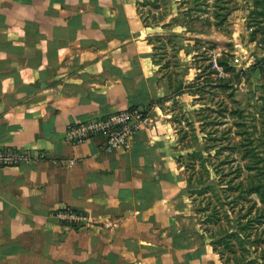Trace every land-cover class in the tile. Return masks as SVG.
Masks as SVG:
<instances>
[{
  "label": "crops",
  "instance_id": "0c3cea01",
  "mask_svg": "<svg viewBox=\"0 0 264 264\" xmlns=\"http://www.w3.org/2000/svg\"><path fill=\"white\" fill-rule=\"evenodd\" d=\"M138 1L0 0V146L34 156L0 169V264H224L163 110L159 26ZM131 106L150 124L127 149L66 140L69 123ZM64 206L90 222L62 225Z\"/></svg>",
  "mask_w": 264,
  "mask_h": 264
},
{
  "label": "rangeland",
  "instance_id": "374dc122",
  "mask_svg": "<svg viewBox=\"0 0 264 264\" xmlns=\"http://www.w3.org/2000/svg\"><path fill=\"white\" fill-rule=\"evenodd\" d=\"M170 1V6L161 3V9L140 5L139 12L142 24L159 26L154 36L164 34V44L154 39L157 50L162 52L164 61L168 63L167 69L161 71L163 78L174 88L179 85L181 87V91L178 90V96L181 97L172 94L163 110L170 120H175L171 124L176 134L188 131L194 138L193 148L183 149L182 155L186 162L187 152L207 145L211 155L218 151L215 161L225 169L220 167L218 170L220 175H225L224 187L229 179L235 185L238 182L245 183L248 174L257 169L246 170L245 163L250 158H242L240 153L245 147H241L239 142L248 134L254 140L253 143H256L261 134H264V0H204L189 13L186 10L189 6L193 7L194 0ZM150 11L164 19L155 25L149 15ZM162 13L165 15H161ZM167 22H170V26L162 27ZM169 37L173 39L169 40ZM213 55L223 58L229 67L224 69L219 65L220 72L213 64L212 67L208 66L209 57L212 61ZM165 62L162 63L165 65ZM198 66L202 68L199 69ZM180 119L182 122H178ZM188 121L191 123L188 124ZM208 137L211 139L205 141ZM212 139L217 140L214 141L215 148L211 146ZM255 147L259 154V168L264 171V146ZM207 153L209 152L205 151L204 155ZM201 161L199 156H194L191 160L196 164ZM237 165L241 167L238 168ZM186 173L192 177L199 174L204 178L208 177L207 170L201 167L195 173L188 167ZM218 178L214 174L210 183L219 192L210 190L206 194L215 201L223 226L231 227L238 233L237 216L234 214H244L252 204L251 199L258 198L255 194H241L235 189L229 190L230 195H226L219 188ZM200 196L202 197L194 194V205L197 206ZM210 210L211 208L206 209ZM201 217L204 221V213L199 215V219ZM203 223L202 226H205V222ZM207 226L210 225L206 223ZM262 227L264 222L256 224L258 232ZM210 231H218V225H212ZM254 233L253 229L250 237ZM238 235L243 239V233L239 232ZM231 240L236 251V248L239 249L238 239L233 237ZM241 243L250 252L252 259L258 257V248L255 249L244 241ZM238 252H243L242 248L236 255ZM227 255L233 257L232 253L225 254L226 257ZM261 263V259H258L257 264Z\"/></svg>",
  "mask_w": 264,
  "mask_h": 264
},
{
  "label": "trees",
  "instance_id": "16d2710c",
  "mask_svg": "<svg viewBox=\"0 0 264 264\" xmlns=\"http://www.w3.org/2000/svg\"><path fill=\"white\" fill-rule=\"evenodd\" d=\"M203 1L204 0H194V3H192V4H194L193 7L189 6L188 9L186 10V13H189L193 8L198 7L199 4ZM161 3H163L165 6H170L171 1L170 0H143V1H138L137 2L138 12H141L140 11V5H144V6L149 5V6H152L154 8L161 9L160 8ZM151 12L152 11H150L149 15L155 21L154 22L155 25H158L159 21L163 20L164 18H160L157 16L156 13H151ZM161 15H165V14L162 13ZM214 24H217V22H214ZM146 25H148V24L146 23ZM168 26H170V22L162 24V27H168ZM154 39H157L160 41V43L164 44V34H156L155 36L154 35L151 36L149 38V42L151 44H153L154 53L159 57V62H161V63L165 62L164 61L165 59L162 55V52H159L157 50V46L154 43ZM168 39L172 40L173 37H169ZM210 58L211 57H209L210 63L208 66L212 67L213 63H212ZM217 62H218V65L222 66V68H224V69L229 67L228 63L226 64L224 62L223 58L218 57ZM167 66H168V63L165 62V65H164V63H162V65L159 69V72L161 74L160 78H163L162 72H161L162 69H164V68L167 69L166 68ZM198 68L200 69L202 67L198 66ZM168 77H169V75H168ZM168 84H169V87L172 91V94L174 96H178L179 95L178 92L181 91L180 85L174 88V86H172L170 83H168ZM166 100H168L167 97L160 99V102H165ZM262 110H264L263 105H262ZM172 121H175V120H172ZM178 122H182V120L180 119V121H178ZM190 123H191V121L190 122L188 121V124H190ZM260 133H261V131H260ZM178 136H179V139H178V147L179 148H182V149L193 148L192 141L194 138L192 135H190L188 133V131H184L182 134H180V135L178 134ZM210 137L205 138V141L210 140L211 139ZM216 139H212L213 144L211 146H213V148H215V145H216V144H214V141H217V140L221 141V139H217V140ZM205 141H204V143H205ZM253 142H254V140L251 139L248 134H245L242 137V140L239 142L241 147H245L244 151H242V153H240V155L242 156L243 159H245V157L250 158V161L248 163H245L246 170L249 169L252 171L254 168H256L257 170L254 173L248 174V180L245 183L244 182H238L235 185L229 179L227 181L228 182V184L226 185L227 187L226 186L224 187V185H223V179H224L225 175H220V172L218 171L222 164L217 163L215 161V158H216L218 151L215 153V155H211L210 154L211 150L206 145L202 149H199V150L195 149L193 151L187 152L186 153L187 162L185 161L183 155H179V157H178V162L182 166L185 167V171L187 170L188 167H190L192 172L195 173L198 170V168L201 167L203 169H206L208 172L207 178L202 177L201 174L195 175L194 177H192V175L187 174V180H188V183H190V185H193V184L202 185L199 189L191 190L190 196L194 197V194L195 195H202V197L200 196L198 199V204L196 206V209H197L198 213H200V214L204 213V217H205V219L203 221V222H205L204 230L206 232H208V234L212 238L211 244L213 245L214 250L220 254V257H221L224 264H257L258 259L259 260L261 259V261H262L261 264H264V227H262L260 232H258V228H256V224L260 223V225H261L264 222V171H263V169L259 168V154L257 153L256 147H255L256 145L258 147H260L261 145L264 146V134H261L259 140L256 143H253ZM236 145H237V143L235 144V146ZM213 148H211V149H213ZM231 148H237V147H231ZM205 151H207L209 153H207V155H204ZM238 151H239V149H238ZM194 156H199L202 158V161L200 164H196L195 162H191V160L193 159ZM212 158H213V160H212ZM237 167L239 168L241 166L237 165ZM211 168L214 171V174L217 177H219L218 178V184H219V188L222 191V193H224L226 195H230L231 192L229 190L235 189V190H238L241 194H244V193L245 194H255L258 198L257 200L251 199L252 204L249 207V209L247 210V212H245L242 215H239V214L236 215V213L234 214L235 216H237L238 233L241 232L244 234V237H243L244 240L241 239L240 235H238L236 230H234L231 227L225 228L223 226V224L221 223L222 221H221L220 215H219V209L217 208L215 201L212 200L210 195L206 194L210 190H214L215 193L219 192L216 189V187H214V185L206 184V183H208V180L210 178V169ZM222 169L225 170L224 167ZM227 169L229 170L230 167H228ZM207 208L208 209L211 208V210L206 211ZM206 223H208L210 226L206 227ZM214 224L218 225V231H210L209 232V229H211L212 225H214ZM253 229L255 230V233L252 237H250L251 231ZM233 237H235V239H238V244H239L238 247H239V249L242 248V250H243V252H238L237 255H236V253L239 249L236 248V251H234V243L231 240ZM240 241L241 242L244 241V243H250L251 245H253L255 247V249L258 248V250H259L258 257L255 259H252L250 252L245 249L244 244L241 243ZM229 253H232L233 257H229L228 255H227V257L225 256V254H229ZM224 258H227V259H224ZM231 260H232V262H231Z\"/></svg>",
  "mask_w": 264,
  "mask_h": 264
},
{
  "label": "built area",
  "instance_id": "2783aa9c",
  "mask_svg": "<svg viewBox=\"0 0 264 264\" xmlns=\"http://www.w3.org/2000/svg\"><path fill=\"white\" fill-rule=\"evenodd\" d=\"M213 66L221 72L216 55L212 58ZM150 124L146 109L131 106L104 116H93L86 120L69 123L65 138L72 144L84 143L96 136L104 138L105 149H127L137 133ZM28 149L11 146H0V169L14 167L24 161L33 160ZM54 215L65 226H81L90 222V217L83 211L68 206L60 207Z\"/></svg>",
  "mask_w": 264,
  "mask_h": 264
}]
</instances>
